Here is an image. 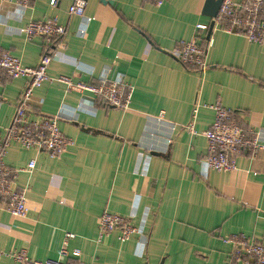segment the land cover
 I'll return each mask as SVG.
<instances>
[{"label":"crops","instance_id":"0c3cea01","mask_svg":"<svg viewBox=\"0 0 264 264\" xmlns=\"http://www.w3.org/2000/svg\"><path fill=\"white\" fill-rule=\"evenodd\" d=\"M73 1L0 4V49L25 67L39 64L46 43L20 30L49 19L65 27L63 47L55 49L30 110L33 119L61 116L59 130L72 141L57 158L17 144L7 149V167L24 169L35 160V169L13 180L25 190L27 219H12L0 202V264H15L8 254L21 250L33 260L57 259L67 234L73 235L69 255L78 250L84 264H226L233 247L225 239L264 243V42L215 26L209 32L205 0H166L160 7L83 0V18L68 15ZM191 40L206 46L203 73L172 55L179 42ZM60 76L89 84L120 77L129 104L107 107L89 93L66 91ZM25 84L0 73L1 134ZM217 101L262 148L236 157L233 172L205 174L203 133L214 118L206 106ZM191 122L195 135L187 130ZM104 212L134 215L143 234L121 243L115 231L98 241Z\"/></svg>","mask_w":264,"mask_h":264},{"label":"built area","instance_id":"2783aa9c","mask_svg":"<svg viewBox=\"0 0 264 264\" xmlns=\"http://www.w3.org/2000/svg\"><path fill=\"white\" fill-rule=\"evenodd\" d=\"M9 0H0V4ZM31 0H18V4L26 7ZM58 0H50V6L55 7ZM160 7L166 0H147ZM85 3L83 0H74L68 7L70 16L84 17ZM89 20V19H88ZM213 26L218 27L227 34L240 35L248 42L262 44L264 42V0H222L216 18L211 19ZM198 30L207 29L198 25ZM27 40L39 38L46 43L39 64L34 68L25 67L21 62L0 49V73L9 79L24 78L26 84L20 95L13 118L3 134L0 133V202L4 210L12 219H27L25 190L16 189L13 180L20 172L31 173L35 169V160L27 163L24 169H11L4 163L7 149L17 144L24 150H34L45 153L51 158L60 157L72 141L65 137L58 127L61 116L38 117L33 119L31 107L33 92L47 80L46 70L56 48H62V39L65 27L56 20H42L28 23L20 30ZM55 47V48H54ZM206 46L199 45L195 40L181 41L177 44L172 55L185 68L193 69L197 73L207 70ZM74 66L80 69L79 63ZM66 87V91L89 93L100 100L107 107L126 109L131 94L126 90L123 80L119 77L113 81L106 78L99 79L98 84L73 82L69 77L60 76L56 79ZM214 114L210 127L204 131L203 136L207 141V155L201 162L204 173L207 172H233L236 169V157L244 151L256 153L262 145L257 141L255 133L248 128L240 126L234 113L225 109L219 101L206 106ZM196 109L193 111L196 113ZM162 116V114L160 115ZM195 115L193 116V119ZM192 134H197L193 122L187 126ZM134 215L123 217L107 212L102 213L98 219V241L113 232L119 233L121 243L128 242L133 236L143 234L142 229L133 223ZM73 235L67 234L59 252V258L44 261L33 260L28 257L25 250L9 253L8 256L15 264H84L79 260L80 252L73 250L71 257L76 262H69L67 241ZM233 248L230 260L226 264H264V243L243 236H231L224 240Z\"/></svg>","mask_w":264,"mask_h":264},{"label":"water","instance_id":"95a60500","mask_svg":"<svg viewBox=\"0 0 264 264\" xmlns=\"http://www.w3.org/2000/svg\"><path fill=\"white\" fill-rule=\"evenodd\" d=\"M221 3L222 0H205L202 8V14L211 19L216 18ZM212 28H213V22L211 21L209 32H211Z\"/></svg>","mask_w":264,"mask_h":264}]
</instances>
